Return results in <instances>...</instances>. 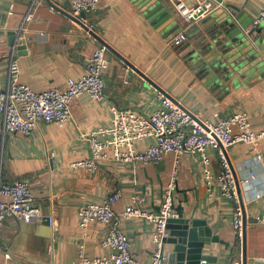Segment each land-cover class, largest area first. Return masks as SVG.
<instances>
[{"label":"crops","instance_id":"crops-1","mask_svg":"<svg viewBox=\"0 0 264 264\" xmlns=\"http://www.w3.org/2000/svg\"><path fill=\"white\" fill-rule=\"evenodd\" d=\"M49 1L69 10L67 0ZM215 1L219 9L197 24L204 35L220 23L223 15H236L244 23L251 20L248 30L257 28L252 23L264 8V0ZM185 3L193 5L192 0ZM27 7L25 0H0V87L6 84L9 56L15 48L21 84L34 91H63L69 78L85 74L89 58L102 44L68 16L51 11L46 0L35 9L33 20L19 31ZM86 21L103 42L200 118L215 124L244 114L252 131L264 128V27L239 44L238 50L244 52L238 61L239 66L242 63L240 70L227 66L215 79L202 74L191 59L195 38H187L178 47L169 44L185 28L172 6L148 17L135 0H99ZM107 57L103 99L95 101L87 94L73 99L71 116L64 126L38 124L25 136L3 133L0 118V180H27L33 205L43 216L28 223L4 221L0 264H76L81 255L89 259L108 257L111 250L101 244L107 226L90 222L80 228L77 209L99 204L115 192L120 194L112 205L115 213L129 208L142 212L122 218L120 223L135 260L146 263L157 253L153 241L156 225L149 216L156 215L155 209L161 206L166 192H172L175 207L181 205L188 214L194 209V218L205 220L211 235L217 238L208 245L204 264H242V244L232 225L235 205L222 195L216 180L219 161L211 150L207 152L210 180L201 157L191 153L167 154L155 163L133 164L114 160L108 152L109 158L97 161L93 173L72 167L91 156V134L98 140L105 138L99 132L111 127L114 109L150 115L163 106L162 94L110 52ZM151 144L153 140L145 138L136 142L134 149L143 151ZM229 154L237 178L243 181L245 261L264 264L260 259L264 255V139L255 147L235 143ZM163 264H168L166 259Z\"/></svg>","mask_w":264,"mask_h":264},{"label":"built area","instance_id":"built-area-1","mask_svg":"<svg viewBox=\"0 0 264 264\" xmlns=\"http://www.w3.org/2000/svg\"><path fill=\"white\" fill-rule=\"evenodd\" d=\"M28 7L22 20L19 31L34 18V11L44 0H25ZM69 2V15L78 18L86 27L87 33L93 32V26L85 19L78 17L94 12L99 0H67ZM178 17L185 28L173 36L169 44L178 47L187 41L185 30L205 19L219 9L220 4L215 0H192L189 6L185 0H170ZM50 10H55L50 6ZM253 27H264V8L252 23ZM108 50L101 45L95 49L89 58L86 71L77 79L69 78L66 88L34 91L19 81V66L15 57V48L12 49L7 70V80L0 87V118L3 133H20L29 135L38 124H55L64 126L70 119V103L73 99L87 94L92 100L100 101L104 97V72L108 66ZM237 129V132H234ZM100 135L105 138L98 140L96 134L89 136L91 156L77 162L72 167L84 168L90 173L96 170V162L108 159L109 154L114 160L131 162L133 164L155 163L167 154L179 156L186 153L198 154L204 165L206 178L210 180L208 172L209 159L207 152L211 150L219 161L220 172L216 180L221 186L224 197L234 202L232 225L236 231L239 242H242L244 216L246 211L242 199V183L238 179L229 148L235 143H246L253 147L264 139V128L254 132L244 114H234L226 120L212 124L183 107L178 101L163 97L161 109L150 115L119 111L114 109L111 127L101 130ZM145 138L153 140V144L137 151L134 144ZM162 210L159 216H149L156 225L153 241L157 246V253L148 262L135 260L130 253V239L120 229L122 218L142 215L139 209L129 208L117 214L112 205L120 198L119 192L106 197L99 204L79 206L77 216L80 228L84 229L90 222H100L107 226V233L101 244L111 250L105 258L89 259L80 256L76 264H163L165 258L159 257L161 240L167 236L165 220L174 216L170 210V193L166 192ZM5 201H2L1 199ZM133 198V201H136ZM34 198L27 180L13 179L9 182L0 180V230L7 219L18 222L40 221L43 216L40 210L33 205ZM50 222V218H47ZM247 224V222H246ZM246 229V225H245ZM264 261V255L260 258ZM201 264H204L202 262ZM232 264H241L240 261Z\"/></svg>","mask_w":264,"mask_h":264},{"label":"water","instance_id":"water-1","mask_svg":"<svg viewBox=\"0 0 264 264\" xmlns=\"http://www.w3.org/2000/svg\"><path fill=\"white\" fill-rule=\"evenodd\" d=\"M141 4L145 14L151 17L156 14H161L168 11L169 6H172L170 0H135ZM221 1V0H220ZM48 5L55 8L56 11L68 16L81 27L86 29L85 25L78 20V18L69 15L66 11L53 5L49 0H46ZM233 18L229 15H223L220 19V23L204 35L197 24L192 25L185 31L186 37L191 40L195 38L191 53V59L197 63V68L202 74L215 77L216 74L223 68L231 66L233 70H240L238 65L239 58L244 52L238 50L239 44L242 45L247 37L252 38L256 29H261L263 26H257V28H251L248 30L251 20L249 22L239 21L236 15ZM81 19H85L86 15L81 13L78 15ZM239 25V26H238ZM195 31V32H194ZM245 31H248L247 34ZM90 34L96 38L115 58L121 61L131 72L138 74L142 77L152 88L163 96L173 100V98L164 92L158 85L151 82L145 75L139 72L132 64H130L125 58L114 51L110 46L103 42L94 32L90 31ZM171 206L170 210L175 217L171 216L165 220V230L167 236L161 240L159 248V257L165 258L168 264H201L206 259L204 253L208 249V245L217 241L216 236L211 235V230L207 226L205 220H199L194 218V209L191 212L185 213L181 205L175 207V197L173 193H170ZM164 199V198H163ZM185 201V200H184ZM186 202V201H185ZM163 200L161 206L155 209L156 215L159 216L162 210ZM181 204V202H180ZM187 205V204H186ZM188 207V205H187ZM49 221V220H48ZM49 223V222H48ZM244 230L242 237V264H246L245 261V225L246 217L243 219ZM168 246V247H166ZM168 249V250H167ZM167 250V253H166ZM202 261V262H201Z\"/></svg>","mask_w":264,"mask_h":264}]
</instances>
